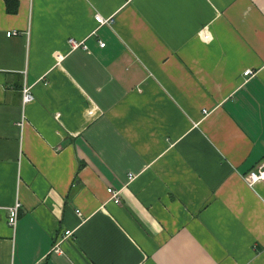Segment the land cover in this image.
Instances as JSON below:
<instances>
[{
  "label": "crops",
  "instance_id": "obj_1",
  "mask_svg": "<svg viewBox=\"0 0 264 264\" xmlns=\"http://www.w3.org/2000/svg\"><path fill=\"white\" fill-rule=\"evenodd\" d=\"M6 1L0 264H264V0Z\"/></svg>",
  "mask_w": 264,
  "mask_h": 264
},
{
  "label": "built area",
  "instance_id": "obj_2",
  "mask_svg": "<svg viewBox=\"0 0 264 264\" xmlns=\"http://www.w3.org/2000/svg\"><path fill=\"white\" fill-rule=\"evenodd\" d=\"M96 20L100 24H109L111 22L110 19H104L102 16H96ZM13 34H17L16 31L9 32L7 35L11 36ZM106 43L100 42V46L104 47ZM69 45L71 46L72 49H78V48H83V49H88L86 44L84 42H79L73 38L69 39ZM254 75V71L252 69H248L245 71L244 76H252ZM23 94V99L25 103H29L30 101L33 100V96L31 93V88L29 86H25L22 90ZM129 179H133V176L130 174ZM245 181L251 186H255V184L259 181L264 182V165L260 166L258 170H253L250 171L246 176H245ZM107 192L110 194V197L112 200H114L115 203H119V192L115 191L112 188H108ZM21 208V203L19 201H16L15 205L12 206L9 209V224L12 227H16L17 222H18V217H19V210ZM79 212V211H77ZM72 235V231H65L62 237L57 240V242L54 244L52 247L51 253H57L60 252V244L63 239L67 238L68 236ZM38 264H44V262H39Z\"/></svg>",
  "mask_w": 264,
  "mask_h": 264
},
{
  "label": "trees",
  "instance_id": "obj_3",
  "mask_svg": "<svg viewBox=\"0 0 264 264\" xmlns=\"http://www.w3.org/2000/svg\"><path fill=\"white\" fill-rule=\"evenodd\" d=\"M6 4L9 12L16 11L18 9V3L16 0H7Z\"/></svg>",
  "mask_w": 264,
  "mask_h": 264
},
{
  "label": "rangeland",
  "instance_id": "obj_4",
  "mask_svg": "<svg viewBox=\"0 0 264 264\" xmlns=\"http://www.w3.org/2000/svg\"><path fill=\"white\" fill-rule=\"evenodd\" d=\"M258 169H259V168H258ZM258 169H257V170H258Z\"/></svg>",
  "mask_w": 264,
  "mask_h": 264
}]
</instances>
